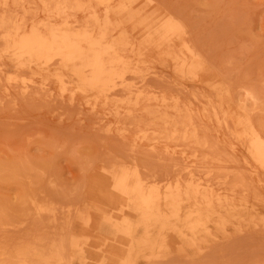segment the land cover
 I'll return each instance as SVG.
<instances>
[{
	"label": "rangeland",
	"instance_id": "374dc122",
	"mask_svg": "<svg viewBox=\"0 0 264 264\" xmlns=\"http://www.w3.org/2000/svg\"><path fill=\"white\" fill-rule=\"evenodd\" d=\"M25 2L12 17L31 33L49 13ZM114 5L137 45L131 83L159 100L131 117L132 97L86 92L79 65L19 60L0 41V264H264V168L250 149L264 144V0ZM75 8L70 19L85 21ZM177 107L183 124L171 121ZM123 176L144 196L180 183L200 199H121Z\"/></svg>",
	"mask_w": 264,
	"mask_h": 264
},
{
	"label": "bare ground",
	"instance_id": "6f19581e",
	"mask_svg": "<svg viewBox=\"0 0 264 264\" xmlns=\"http://www.w3.org/2000/svg\"><path fill=\"white\" fill-rule=\"evenodd\" d=\"M25 1H27V0H3V1L0 0V8H1L0 11L3 10L2 13H4L3 16L0 13L1 14L0 15V21H1L0 22V41H3V43L9 48V50L10 49L13 50L16 53V56L19 60H21L22 58H25L28 55L43 58L46 54H55L56 58L58 56L59 59L61 60V62L65 65L66 64L67 65H79V67H80L79 73H77V72L76 73L78 74V77L81 79L85 88L88 90L86 92L92 91V92L98 93L99 95L106 96L107 97L106 99H108V97H111L113 99V97H116V96L118 97V95L119 96L120 95H122V96L123 95H129L132 97L133 100L130 97H128L133 102H131L126 108L127 109L126 113H127V115H130V117H131L132 112L143 111L145 108H147V106H151L153 103L159 104L158 97L155 94L142 92L140 89H137V88L135 89L136 85L131 83V82H133L132 81L133 79H134V81L136 80L135 79L136 74H134L135 73L134 68H136V66L134 67V63L136 61V56H137V51H136L137 45H136V42L134 40H132L131 38L128 41V36L125 34V31H124V29L126 27L123 24H119V23L117 24V23H115V21L112 20L111 14L113 13V10L115 9L114 0H52L54 5H50V4H52V3H50L51 0L50 1L49 0H41V2L44 5V10L47 12V14L49 13L48 20L43 25L40 23L36 24L37 21L34 22L36 25L33 26L34 28H33L31 33L27 32L28 20L26 21L24 19H21L20 21H17L15 18H13L14 17L13 16V14H14L13 10L11 11V9L13 7L15 9H18L19 11L21 8H25L24 7L25 6L24 3H26ZM28 1L30 2V0H28ZM74 7H76L78 9V11H79V9H80V11H81V9L84 10V13L86 15L85 21H80L79 18L75 17V16L71 17L72 20L70 19V17L67 15L68 14L67 12L69 9L71 11L72 8H74ZM102 9L105 10V14H106L105 20L102 19L103 18L102 17V11H101ZM18 10H16V13L19 12ZM75 12H76V10H75ZM17 16L18 15H16V17ZM62 19L64 20V22L62 24H59V20H62ZM15 20L18 22V24L16 26L14 24ZM41 23H43V22H41ZM170 24L172 25L171 22H169V25ZM136 29H132V30L135 31ZM141 31H142L143 36L146 37L148 35L149 29H148L147 24H144L141 26ZM171 43H172V46H174L173 42H171ZM9 52H7V53H9ZM193 55L195 56V54H193ZM194 61H196V60H194ZM56 62H57V60H56ZM179 65H181V64H179ZM184 65H186V61H185ZM194 65H195V63H194ZM137 77H139V76H137ZM144 78H145V76H144ZM144 82H145V79H144ZM165 90H167V88H165ZM128 103L129 102H127V104ZM177 104L179 105V103H177ZM166 107H168V106H166ZM179 107H180V105H179ZM179 107H177L175 109L178 111V112H176L177 116L175 115L176 116L175 119L171 120V121L176 122L177 124L178 123L183 124V123H185V121L182 122L183 119H182V112H181L182 110L181 109H183L184 105L181 108H179ZM170 109H172V106H170ZM153 115L151 117H153ZM165 120H167V119H165ZM186 120H188V119H186ZM144 122H146V121H144ZM165 122L166 121H164V123ZM179 132H181V131H179ZM192 132H194V131H192ZM188 137H189V135H188ZM208 142H210V141H208ZM250 149H251L256 161L264 168V144H263V142L258 138L255 139V141L252 144H250ZM207 152L209 153V151H207ZM232 161H233V159H232ZM228 163H229V161H228ZM239 169H241V168H239ZM184 175H186V174H184ZM194 175H195V171H193V169L189 170L188 176L193 177ZM178 176H180V174ZM227 176H229V175H227ZM183 179H184V176H183ZM223 179H225V178H223ZM192 180H193V178L191 179V181ZM108 181H110V180H108ZM119 181H121V180H119ZM119 181H118V183H119ZM130 182H131L130 176H125L123 178V180L115 186L114 189H115L117 196L121 199L129 200V196L138 195L139 196V202L145 204L146 206H149L150 204L152 205V204L160 203L161 201H164L169 206H175L176 208L181 209L183 207V205H182L183 204L182 203L183 198H185L189 202H198V200L200 199V196H199L200 192L195 191V193H192L191 192V185L190 184L187 186L182 185L179 183L180 181L178 182L179 184L175 188L170 187L168 189V191L166 192L164 197L157 194L155 191H154L155 193H152L148 196H144L143 189L141 188V186L138 185V186H135V188H132ZM113 184H114V182H113ZM198 184L199 183H197V186H199ZM197 186L195 184V187H197ZM203 187L201 186V188H203ZM212 187H209V189ZM111 189H113V188H111ZM193 190H195V189H193ZM116 194H114V196H116ZM118 197H115L116 198V199H114L115 201L114 202L112 201V202L113 203L119 202L121 199L116 202V200L119 199ZM206 202H208V199H206ZM210 202L205 203V204L207 206H211L212 202L211 203ZM114 206H115V204H114ZM222 217H224V216H222ZM26 228L28 229V227H26ZM60 248L62 249L63 247L61 246ZM37 256L41 260H42V258H44L46 260V262H49L48 258L46 256H45L46 258L44 257V254H37ZM115 256H117V255H115ZM38 264H40V263H38ZM49 264H50V262H49Z\"/></svg>",
	"mask_w": 264,
	"mask_h": 264
}]
</instances>
